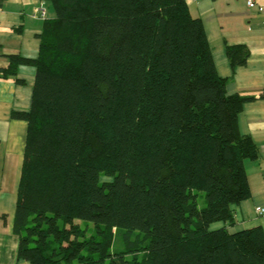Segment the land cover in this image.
I'll return each instance as SVG.
<instances>
[{
	"label": "trees",
	"instance_id": "1",
	"mask_svg": "<svg viewBox=\"0 0 264 264\" xmlns=\"http://www.w3.org/2000/svg\"><path fill=\"white\" fill-rule=\"evenodd\" d=\"M13 233L28 264H264L260 227L235 230L255 160L202 22L186 0H40ZM1 3V0H0ZM232 68L249 57L225 47ZM94 251H93V250Z\"/></svg>",
	"mask_w": 264,
	"mask_h": 264
},
{
	"label": "crops",
	"instance_id": "2",
	"mask_svg": "<svg viewBox=\"0 0 264 264\" xmlns=\"http://www.w3.org/2000/svg\"><path fill=\"white\" fill-rule=\"evenodd\" d=\"M186 3L190 15L202 22L216 72L226 80L227 94L255 98L244 104L237 120L239 135L252 138L258 157L244 161L250 197L234 206V229L260 227L264 234V0H253L251 5L247 0ZM40 7L45 9L40 0H1L0 71L8 67L9 54L30 59L37 56L44 20L32 15ZM45 11L46 19L53 17L50 9ZM226 45L248 49L244 66H230ZM34 75L32 66L20 65L16 77L21 82L0 79V264H28L17 258L18 237L13 233L27 125L11 113L30 108Z\"/></svg>",
	"mask_w": 264,
	"mask_h": 264
},
{
	"label": "built area",
	"instance_id": "3",
	"mask_svg": "<svg viewBox=\"0 0 264 264\" xmlns=\"http://www.w3.org/2000/svg\"><path fill=\"white\" fill-rule=\"evenodd\" d=\"M253 2V0H247V4L248 5H251ZM34 18H39L41 20H45L47 17H46V11L44 8H38L36 9L35 13L32 15ZM259 212H262V210H259Z\"/></svg>",
	"mask_w": 264,
	"mask_h": 264
},
{
	"label": "rangeland",
	"instance_id": "4",
	"mask_svg": "<svg viewBox=\"0 0 264 264\" xmlns=\"http://www.w3.org/2000/svg\"><path fill=\"white\" fill-rule=\"evenodd\" d=\"M93 250V249H92ZM94 251V250H93Z\"/></svg>",
	"mask_w": 264,
	"mask_h": 264
}]
</instances>
